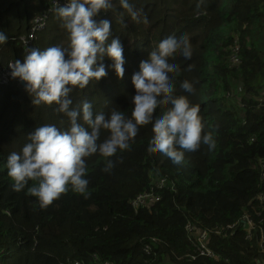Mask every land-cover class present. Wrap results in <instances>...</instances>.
Listing matches in <instances>:
<instances>
[{"label": "trees", "instance_id": "obj_1", "mask_svg": "<svg viewBox=\"0 0 264 264\" xmlns=\"http://www.w3.org/2000/svg\"><path fill=\"white\" fill-rule=\"evenodd\" d=\"M47 3L0 0V31L8 36L0 45V65L23 62L25 53L10 37L25 33ZM129 3L140 12L137 20L118 0L112 10L93 17L110 20L112 36L120 39L123 78L108 69L98 82L74 88L72 107L88 100L94 114L116 109L130 116L131 76L140 62L161 39L186 34L191 59L178 52L170 57L179 66L173 73L175 94L199 105L203 132L212 135L215 147L201 144L176 165L148 151L153 129L143 125L129 149L110 158L109 172L102 170L106 158H86L87 197L69 187L41 209L27 189L13 190L6 158L20 151L35 127L66 129L67 117L54 110L55 104L33 105L12 78L0 85V264H264V0ZM59 25L52 11L38 48L67 45ZM104 63L111 61L106 57ZM185 79L194 85L190 94L180 88ZM167 107L161 104L156 112ZM106 136L102 132L101 141ZM199 231L206 232L214 256L201 253L194 236Z\"/></svg>", "mask_w": 264, "mask_h": 264}, {"label": "clouds", "instance_id": "obj_2", "mask_svg": "<svg viewBox=\"0 0 264 264\" xmlns=\"http://www.w3.org/2000/svg\"><path fill=\"white\" fill-rule=\"evenodd\" d=\"M55 3L52 11L67 34V45L40 49L28 47L25 42L23 62L15 60L8 67L12 78L24 82L33 105L55 104L54 110L67 117L68 126L35 127L20 151L8 154L5 166L14 191L27 189L41 209L69 187L87 197L86 158L94 154L106 158L102 170L109 172L114 167L110 158L129 149V142L137 136L139 128L147 124L153 129L148 151L160 152L173 164H182L185 153L196 151L201 144L209 150L215 147L212 135L203 132L199 105L191 103L188 95L175 94L173 73L179 72V66L170 57L178 52L185 60L191 59L193 50L186 34L161 39L149 52L148 59L140 62L139 71L131 76L135 93L131 96L130 116L116 109L94 114L88 100L72 107L70 93L74 88L82 90L90 81L98 82L108 69L122 79L125 58L119 37L111 34L110 20L93 18L102 10H112L113 0H64L62 5L55 0ZM118 4L133 20L138 19L140 12L129 0H118ZM120 22L126 27L123 18ZM7 40L5 32L0 31V45ZM106 57L111 61L107 66ZM180 88L188 94L194 91L193 83L187 79L180 82ZM161 104L168 107L157 113ZM102 132H107V136L101 141ZM29 181L34 182L30 187Z\"/></svg>", "mask_w": 264, "mask_h": 264}, {"label": "built area", "instance_id": "obj_3", "mask_svg": "<svg viewBox=\"0 0 264 264\" xmlns=\"http://www.w3.org/2000/svg\"><path fill=\"white\" fill-rule=\"evenodd\" d=\"M59 3L62 5L64 3V0H59ZM54 7H56L55 0H48V3L45 5V7L42 9V11L39 14L35 15L30 20L27 31L25 33H23L21 36L19 35L20 37L17 36L19 38L13 37V38H16L15 40H17L19 42V45L21 46V48L23 50L26 47L25 42H27L28 47H37V45H36L37 33L44 29V27L46 25V21L49 17V14L52 12V9ZM234 57L235 56H233V58ZM10 62H13V61L9 60L6 64L0 65V85H5L12 79V77L10 75V68L8 67V64ZM261 98L264 100V92H262ZM141 198H143V197H140L139 201ZM246 222L249 226L248 229L250 230L252 228V224H251L250 219L246 220ZM194 236L196 237V239L199 243V246L201 248V253H204L208 256H214L212 251L206 245V240H207L206 232L199 231V232H196V234ZM102 264H108V263L104 262Z\"/></svg>", "mask_w": 264, "mask_h": 264}, {"label": "crops", "instance_id": "obj_4", "mask_svg": "<svg viewBox=\"0 0 264 264\" xmlns=\"http://www.w3.org/2000/svg\"><path fill=\"white\" fill-rule=\"evenodd\" d=\"M45 29V28H44ZM43 29V30H44ZM43 30H41V31H39L38 33H37V40H36V45H37V42H38V39H39V34L43 31ZM37 47H38V45H37ZM22 51L24 52V50L22 49ZM25 53V52H24ZM262 94V93H261Z\"/></svg>", "mask_w": 264, "mask_h": 264}, {"label": "rangeland", "instance_id": "obj_5", "mask_svg": "<svg viewBox=\"0 0 264 264\" xmlns=\"http://www.w3.org/2000/svg\"><path fill=\"white\" fill-rule=\"evenodd\" d=\"M11 15H12V14H11ZM10 24H11V22H10ZM48 31H49V32L51 31V25H50ZM21 35H22V34H21ZM21 35H20V36H21ZM20 36H19V37H20ZM19 37H17V38H19ZM10 39H11V40H15L16 38L10 37Z\"/></svg>", "mask_w": 264, "mask_h": 264}, {"label": "water", "instance_id": "obj_6", "mask_svg": "<svg viewBox=\"0 0 264 264\" xmlns=\"http://www.w3.org/2000/svg\"><path fill=\"white\" fill-rule=\"evenodd\" d=\"M18 86L23 87L24 88V82H21L20 80H18Z\"/></svg>", "mask_w": 264, "mask_h": 264}]
</instances>
